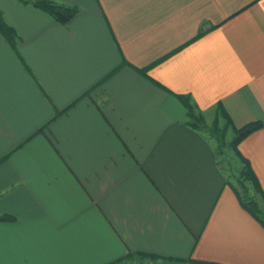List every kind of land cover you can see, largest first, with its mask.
I'll return each mask as SVG.
<instances>
[{
	"label": "crops",
	"instance_id": "crops-1",
	"mask_svg": "<svg viewBox=\"0 0 264 264\" xmlns=\"http://www.w3.org/2000/svg\"><path fill=\"white\" fill-rule=\"evenodd\" d=\"M52 1L77 12L0 0V264H264V206L178 97L261 123L238 150L264 192V0Z\"/></svg>",
	"mask_w": 264,
	"mask_h": 264
},
{
	"label": "trees",
	"instance_id": "trees-1",
	"mask_svg": "<svg viewBox=\"0 0 264 264\" xmlns=\"http://www.w3.org/2000/svg\"><path fill=\"white\" fill-rule=\"evenodd\" d=\"M25 4H30L35 8H38L42 10L43 12L49 14L52 18H54L59 23H66L70 18H72L75 13L77 12V8L73 6H68L64 4L57 3L52 0H18ZM0 32L1 34L9 40V42H13V40L16 37V33L14 29L9 26L6 21L4 20L2 13L0 11ZM179 99L183 103L186 109L187 113V121L186 124L189 125L191 128L199 131H204L206 133H211V137L215 139L217 142V148L218 153L220 149L223 148V145L220 144L223 139L224 135L228 128L231 129L233 136L230 139L229 143L231 146V149L233 150L235 156L239 159L241 162V168L239 169V176L241 177V181L245 180L248 181L254 193L264 202V192L261 189V186L251 169V166L248 162V160L242 156V154L238 150V144L239 142L245 138L248 134L253 132L254 130L258 129L261 126V123L259 121H251L243 124L242 126L236 127L233 124V121L223 106L221 102L217 103L215 108V114L214 117L211 119V124H208L205 120V117L203 114L198 111L192 102H190V98L187 95H178ZM220 120H223V124L220 125ZM225 182L231 187L232 191L234 192L235 196L237 197L240 205L249 212L254 218L261 221V214L262 209L254 199V196L251 194H248V188H243L244 193L242 194L234 185H232L230 182L225 180ZM247 191V192H246ZM11 219V217L7 215H1L0 220H8ZM264 225V222H263ZM133 256H137L139 258H151V259H162V261L167 262H175L180 264H219L215 262H207L202 260H196L192 258H170V257H159L151 254H142V253H136V254H129L126 258L130 259ZM127 264L125 263V260H118L117 264ZM114 264V263H113Z\"/></svg>",
	"mask_w": 264,
	"mask_h": 264
},
{
	"label": "rangeland",
	"instance_id": "rangeland-1",
	"mask_svg": "<svg viewBox=\"0 0 264 264\" xmlns=\"http://www.w3.org/2000/svg\"><path fill=\"white\" fill-rule=\"evenodd\" d=\"M212 117V116H211ZM209 119V118H208ZM212 119V118H211ZM223 124V120H220V125ZM206 133V132H205ZM207 135H211V133H207ZM233 133L230 128L227 129L223 141L220 143L223 145V148L220 149L218 153V148H217V142L213 137H209L211 139V143H213L215 150L217 151V159L219 160V163L221 165V168L223 172L225 173V178L228 182H230L232 185H234L242 194L244 193L243 188H248V194H251L254 196V199L258 203L260 207L264 206V202L260 200V198L254 193L251 184L248 181H241V177L239 176V169L241 168V162L239 159L235 156L233 150L231 149L230 146V139L232 138ZM247 192V191H246ZM141 259V258H139ZM129 260V258H128ZM126 260V261H128ZM144 259H141L143 261ZM139 262V264H144V262ZM163 264H180V263H175V262H167V261H162ZM127 264H130L128 261Z\"/></svg>",
	"mask_w": 264,
	"mask_h": 264
}]
</instances>
